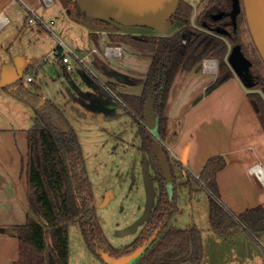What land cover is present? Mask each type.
Instances as JSON below:
<instances>
[{
    "label": "trees",
    "instance_id": "obj_1",
    "mask_svg": "<svg viewBox=\"0 0 264 264\" xmlns=\"http://www.w3.org/2000/svg\"><path fill=\"white\" fill-rule=\"evenodd\" d=\"M67 1L75 4V13H83L75 0ZM231 8L232 0H209L193 21L194 6L188 0H181L170 19L172 25L180 23V26L171 33L133 32L116 26L108 30L112 42L126 43L154 54L143 93H120L140 122L143 149L150 151L149 131L138 116H145L148 90L154 82H157L154 105L157 131L164 139L169 121L166 111L168 98L180 70L190 71L204 59L217 57L220 81L235 74L227 59V40L238 42L240 38L229 14ZM221 21L228 22L229 27L222 25ZM93 34L97 41V32ZM95 59L97 66H108L99 57ZM110 84L117 89V83ZM263 84L264 79L261 78L257 86ZM6 89L30 102L35 111L34 124L29 129L26 163L29 186L27 221L11 227L19 241L16 264H70V226L76 223L95 252L103 250L110 256L121 257L146 244L143 253L131 264H177L182 261L200 264L203 255L201 230L195 226L177 228L173 225L178 213V186L173 165L174 196L170 197L165 180L160 175L158 200L142 231L130 244L116 248L109 243L103 231L83 149L65 112L51 99H44L39 92L29 89L22 81L8 85ZM250 97L258 103L264 127V98L260 91L250 92ZM225 166V157L217 155L206 162L200 173L201 185L209 192L212 228L224 236L244 228L252 233H264V206L248 209L236 217L218 198L217 174ZM4 230L0 226V231Z\"/></svg>",
    "mask_w": 264,
    "mask_h": 264
},
{
    "label": "crops",
    "instance_id": "obj_2",
    "mask_svg": "<svg viewBox=\"0 0 264 264\" xmlns=\"http://www.w3.org/2000/svg\"><path fill=\"white\" fill-rule=\"evenodd\" d=\"M60 1L67 10L71 8L65 0ZM44 5H47L44 0H0V14L7 20L5 24H0V226L5 228L0 231V264H16L19 256V241L11 227L27 221L29 186L26 163L29 129L35 117L31 103L6 88L22 81L34 90L28 86L26 74L42 64L33 56L37 45L33 40L39 34L26 22H34L29 20L32 15L29 8L35 11ZM43 14L49 16L46 9ZM44 15L41 13L40 18L46 20ZM40 24L47 27L44 21ZM90 33L95 38L94 32ZM106 34V39L104 35L99 36L98 46H120L122 55L115 58L119 59L115 65H111V62L105 61L108 57L98 54L101 60L110 65L98 67L99 70L106 69L109 74L116 69L127 75L133 83H118L113 80L114 76H108L119 85L117 89L120 93L141 95L154 54L126 43L115 44L110 40L108 31ZM98 46L92 44L85 51L97 48L102 52ZM56 48L62 49L61 45ZM218 63L219 60L215 58H206L190 71H179L168 98L166 111L169 121L164 138L182 162L174 167L178 186L177 203L179 189L191 185L192 179L198 180L196 176H200L210 158L223 155L226 166L217 174L218 198L231 214L239 217L248 209L264 206V183L249 172V168L256 163L260 162L264 167V127L258 103L250 97L253 87L246 86L236 74L220 81ZM135 79L141 81L136 82ZM180 176L185 179L182 180ZM202 189L209 195L201 183L196 187L190 186L193 202L197 201V191ZM194 226L197 227L196 224ZM223 237L226 240L213 243L214 252L208 256L207 264H264V238L258 233L244 228ZM202 244L204 251L203 241ZM107 255L108 259L112 257ZM136 257V254L127 255L126 260L135 261ZM204 260L202 255L200 264ZM186 263L190 264L189 261L177 264Z\"/></svg>",
    "mask_w": 264,
    "mask_h": 264
},
{
    "label": "rangeland",
    "instance_id": "obj_3",
    "mask_svg": "<svg viewBox=\"0 0 264 264\" xmlns=\"http://www.w3.org/2000/svg\"><path fill=\"white\" fill-rule=\"evenodd\" d=\"M188 1L194 6L192 19L195 21L207 0ZM67 2L70 4L69 1ZM72 4L70 7L74 11ZM45 9L49 16L43 14ZM36 12L37 15L38 13L44 15L46 20L41 19L47 27L41 25V21L38 19L34 22L28 20L26 22L29 26L34 27L39 34L38 38L33 40L37 42L33 56L37 57L36 61L42 62L34 69V83H32L33 81L29 82L28 86L38 91L42 97L51 99L66 112L65 114L74 126L83 149L94 191L96 212L103 231L112 246L124 247L133 242L140 234L151 211L156 206L160 192L161 170L152 149L148 151L142 147L143 138L140 122L135 117L136 113L128 109L125 102L116 98L104 84L111 94L110 97L90 86L83 76L92 75L91 72L81 65L73 54H71L70 61L74 68L73 71L68 70L67 65L64 68V64L56 61L54 54L55 47L59 45L65 51L72 49L74 52H83L91 48L92 44L98 46L99 36L104 35L106 39L109 29L102 26L90 28L82 24L69 14L60 0H55L49 7L44 5L35 10ZM40 15H38L39 18ZM80 16H84L97 25H105L84 13ZM194 24L196 23L194 22ZM91 31L97 32V41L91 35ZM240 35L245 54L254 61L252 70L260 71L264 79V60L254 43L245 16L241 21ZM113 43L116 44V42ZM228 44L230 52L233 43L228 40ZM98 47L102 52L105 51V46ZM96 57L99 56L96 55ZM215 59L219 60L217 57ZM95 60H93L92 68L97 66ZM116 60L119 61L115 58H105V61L111 62V65H115ZM104 63L108 65L107 62ZM98 67L100 68V66L96 67L97 70L104 74L105 80L109 79L107 82L110 88H112L110 83H114L113 80L120 82L115 77L112 80L111 76L100 71ZM113 90L120 96L118 89ZM257 90L264 98V85L253 87V91ZM151 116L155 121L154 109L149 117L151 118ZM138 118L145 126L147 125L148 131L154 130V133L157 134V128L149 126L146 121L144 123L142 117L138 116ZM149 133L152 135L150 131ZM165 141L168 142L166 139ZM160 143L162 144V142ZM180 177L182 180L185 179L184 176ZM198 184H200L198 180H191L192 187H196ZM191 185L179 189L178 213L173 223L177 228H189L197 225L201 230V238L205 244L203 251L205 260L202 264H207L208 256L213 255L214 252L213 243L216 240L226 239L216 232L210 223L208 217L209 195L203 189L197 191V201L193 202V192L190 193ZM258 235L262 239L264 238L262 236L264 233ZM146 246V244L140 246L128 255L136 254L139 257ZM107 254L103 250L95 252L90 248L78 223L70 226V264H131L133 262L129 259L126 260L127 255L112 256L108 259Z\"/></svg>",
    "mask_w": 264,
    "mask_h": 264
},
{
    "label": "water",
    "instance_id": "obj_4",
    "mask_svg": "<svg viewBox=\"0 0 264 264\" xmlns=\"http://www.w3.org/2000/svg\"><path fill=\"white\" fill-rule=\"evenodd\" d=\"M75 2L84 15L94 20L106 22L105 25H97L84 16L77 15L71 8H68L69 14L74 19L90 28L102 26L111 29L113 26H116L126 31L168 34L175 31L180 26V23L172 25L170 19L179 8L181 0H75ZM243 2L251 35L264 60V0H243ZM241 11V0H232V8L229 14L235 28L238 26V16ZM227 59L234 73L244 84L253 87L254 84L248 81L251 76L250 69L253 62L245 54L242 43H237L231 48ZM108 75L114 76L121 82L133 83L129 80L127 75L116 70H111ZM83 78L90 86L99 89L110 97L111 94L109 90L95 77L92 75H84ZM155 96L153 85L148 93L146 114L144 116V121L153 128H157V123H154L151 119L152 116L151 118L149 116L154 109ZM149 131L152 133V135H150L148 132L152 152L161 170V175L165 180L167 192L170 197H173V172L169 157L163 144L160 143L158 131L157 134L154 133V130Z\"/></svg>",
    "mask_w": 264,
    "mask_h": 264
},
{
    "label": "built area",
    "instance_id": "obj_5",
    "mask_svg": "<svg viewBox=\"0 0 264 264\" xmlns=\"http://www.w3.org/2000/svg\"><path fill=\"white\" fill-rule=\"evenodd\" d=\"M13 1L16 2L17 0H13ZM44 1L48 6H51L54 3V0H44ZM192 2H194V1H192ZM29 10L32 13V15L29 18L30 21H35L36 19H38L41 22H43V20L41 18H39V16L35 13L33 8H29ZM6 22H7L6 18H4V16L2 14H0V24H5ZM54 54H55V60L62 62L63 64H67L69 70L74 69L70 63L71 54H73V56L77 59V61L81 65L86 67L91 72V74L97 78L98 81H100L102 84H104L106 87H108L116 98L123 101V99L119 95H117V92L114 91L112 88H110L109 83L104 78V74L100 73L96 67L92 68V66L94 65L93 60H95L94 58L98 54H101L104 57H108V58L120 57L122 55V49L120 46L107 45L104 52H100L97 48H93V49H91V51H83V52H74L72 49H68L65 51V50H62L60 48H56ZM227 57H228V55H227ZM34 78H35L34 70H31L29 73L26 74V80L28 82L34 81ZM159 139L162 142V144L166 150V153L169 157V161H170L171 165H173L174 167L180 166L182 164L181 159L179 157H177V155L174 153L172 145L168 144L160 136H159ZM258 167L263 169V172H264V167L262 166V164L260 162L252 165L249 168V172L254 174L255 176H257L264 183V178L262 177L260 171L258 170ZM196 178L198 180H200V176H196ZM200 183H201V180H200Z\"/></svg>",
    "mask_w": 264,
    "mask_h": 264
},
{
    "label": "flooded vegetation",
    "instance_id": "obj_6",
    "mask_svg": "<svg viewBox=\"0 0 264 264\" xmlns=\"http://www.w3.org/2000/svg\"><path fill=\"white\" fill-rule=\"evenodd\" d=\"M209 0H207L206 1V3L208 2ZM206 3H205V5H206ZM241 4H242V11L240 12V14H239V16H238V19H239V21H240V23L238 24V27H237V35L239 36V38H240V41H238V42H233V41H231L232 43H233V46L235 45V44H237V43H241V35H240V25H241V21H242V18H243V16H245V18H246V13H245V9H244V2H243V0H241ZM70 5H71V2H70ZM73 5V9H76V6H75V4H72ZM204 5V6H205ZM204 8V7H203ZM202 8V9H203ZM201 11V10H200ZM198 15V14H197ZM242 15V17L240 18V16ZM80 16V15H79ZM172 18V17H171ZM247 19V18H246ZM99 21V20H98ZM194 21V20H193ZM100 22H102V21H100ZM221 24L222 25H226L227 26V28L229 27V24H228V22H225V21H221ZM223 30H224V27H223ZM227 40V39H226ZM228 41V40H227ZM232 46V47H233ZM252 62H253V64H252V66H251V69H250V72H251V76H250V78L248 79V81L249 82H251V83H253L254 84V86H257L258 84H259V82H261V78H263V76H262V73L260 72V71H253L252 70V68L254 67V61L252 60ZM102 72H106L107 74H108V71H106V69H104V71H102ZM148 75V74H147ZM261 77V78H260ZM146 78H147V76H146ZM260 79V80H259ZM154 89H155V87H156V85H157V82H154ZM264 85V84H263ZM263 85H261V86H263ZM260 87V86H259ZM151 89V88H150ZM149 89V90H150ZM149 90H148V93H149ZM257 91H259V90H257ZM155 94L157 95V93H156V91H155ZM155 99H156V96H155ZM123 102H124V100H123ZM125 105L127 106V108L128 109H130V107L125 103ZM145 114H146V112H145ZM150 142V141H149ZM149 148H150V150H151V144H149Z\"/></svg>",
    "mask_w": 264,
    "mask_h": 264
},
{
    "label": "bare ground",
    "instance_id": "obj_7",
    "mask_svg": "<svg viewBox=\"0 0 264 264\" xmlns=\"http://www.w3.org/2000/svg\"><path fill=\"white\" fill-rule=\"evenodd\" d=\"M258 170L260 171L262 177L264 178V172H263V169H261L260 167H258Z\"/></svg>",
    "mask_w": 264,
    "mask_h": 264
}]
</instances>
